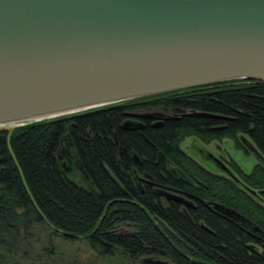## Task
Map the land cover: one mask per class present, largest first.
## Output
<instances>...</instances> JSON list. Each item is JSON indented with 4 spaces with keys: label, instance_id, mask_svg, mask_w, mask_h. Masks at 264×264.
Masks as SVG:
<instances>
[{
    "label": "trees",
    "instance_id": "1",
    "mask_svg": "<svg viewBox=\"0 0 264 264\" xmlns=\"http://www.w3.org/2000/svg\"><path fill=\"white\" fill-rule=\"evenodd\" d=\"M173 93L186 94L179 101L192 112L143 129L150 142L119 127L124 103L162 98L173 105ZM66 135L91 184L76 183L62 169L57 150ZM187 136L202 142L229 137L248 152L243 137L263 162L243 171L229 159L232 175L216 173L179 147ZM155 148L182 171L174 178L173 172L148 171L156 181L172 187L174 181L243 218L199 201L181 209L151 188L137 187L125 168V154L134 151L144 165L153 166ZM43 229L54 255L52 235L69 241L83 237L98 256L116 255L130 263L146 264L141 256L158 255L172 264H264V82L222 80L64 113L17 125L10 133L0 129V264H36L28 254Z\"/></svg>",
    "mask_w": 264,
    "mask_h": 264
},
{
    "label": "water",
    "instance_id": "2",
    "mask_svg": "<svg viewBox=\"0 0 264 264\" xmlns=\"http://www.w3.org/2000/svg\"><path fill=\"white\" fill-rule=\"evenodd\" d=\"M236 78L264 82V0H0V129L8 133L64 113ZM71 143L63 137L57 156L70 153ZM164 187L157 191L166 200L192 207L194 199L243 218ZM140 261L172 264L158 255Z\"/></svg>",
    "mask_w": 264,
    "mask_h": 264
},
{
    "label": "rangeland",
    "instance_id": "3",
    "mask_svg": "<svg viewBox=\"0 0 264 264\" xmlns=\"http://www.w3.org/2000/svg\"><path fill=\"white\" fill-rule=\"evenodd\" d=\"M179 147L207 169L220 174L233 173L228 163L229 159L234 160L243 171H249L257 160L251 151L244 152L235 147L229 137L202 142L197 138L187 136L179 141ZM73 172L75 179H80L79 171L76 169ZM52 237V251L55 255L50 253L51 248L47 242L46 230L37 232L34 240L31 238L33 241L28 255L30 259L37 260L36 264H138L120 259L116 255L113 257L98 256L89 249L83 237H78L73 241L61 236L52 235ZM21 256L19 252L18 259Z\"/></svg>",
    "mask_w": 264,
    "mask_h": 264
},
{
    "label": "flooded vegetation",
    "instance_id": "4",
    "mask_svg": "<svg viewBox=\"0 0 264 264\" xmlns=\"http://www.w3.org/2000/svg\"><path fill=\"white\" fill-rule=\"evenodd\" d=\"M182 95H186V94H184V93L183 94L173 93V96L171 97V99L173 100V105H169V104L164 103L162 98H153L152 100L141 99L138 101H131V102L124 103V105H123L124 108L122 109V118H121L118 125L123 131L131 133V134L136 133L139 137H141L145 141L150 142L148 140V138L146 137V135L142 132L143 129L159 128L164 124V122L166 120L176 121V120L181 119L186 114H189L192 112L191 108H188V107L180 104L179 99H180V96H182ZM125 100H127V99H125ZM126 121H127V125L130 128H123L121 126L122 123H124ZM129 121L136 122L137 124L141 123L142 127H134L133 124L129 123ZM160 122H161V124L158 125V123H160ZM114 139H115L114 140V143H115L116 142V134L115 133H114ZM119 150H120L119 154H122L123 151L121 150L120 147H119ZM161 157L165 160V164H163V165H160V158ZM125 159H126L125 168H127V170L131 171L134 174L133 177L135 179V184L140 189H143V187H149V188H151L153 193L156 194L157 196H162L158 193L157 190L159 188H165L164 186H166L167 189L171 188L173 190V192L184 191V190L177 188V185L174 181H173V187H172L168 184H164V183L156 181L154 179V177H152L151 175L148 174V171H153L156 173L173 172V178H174V177H176V175L178 173L182 172L181 167L175 163L174 159H173V164H172L169 161V159H166L164 157V154L161 153L158 149H156V148L154 149V153L152 156L153 160H150L153 163V166L144 165L143 160L134 151H131V153L126 152ZM58 160L60 162L62 169L70 176V178L74 179L76 181V183L84 184L86 182V183L91 184L90 177H89L86 169L84 168V166L80 162V159L78 158V156L76 155V153L73 149L70 150V153H67L65 155H59ZM116 161L119 162V159H117ZM64 162H65V164H64L65 167H63V165H62V163H64ZM134 162H136V164ZM76 169L79 171L80 179H78V178L75 179L73 171ZM154 182L157 184H155ZM185 192H187V191H185ZM188 193H190V192H188ZM195 201H197V200L193 199V206L192 207L186 206L182 203H177L174 201L173 202L176 204H179L181 209H185V208H193Z\"/></svg>",
    "mask_w": 264,
    "mask_h": 264
},
{
    "label": "bare ground",
    "instance_id": "5",
    "mask_svg": "<svg viewBox=\"0 0 264 264\" xmlns=\"http://www.w3.org/2000/svg\"><path fill=\"white\" fill-rule=\"evenodd\" d=\"M147 264V263H146Z\"/></svg>",
    "mask_w": 264,
    "mask_h": 264
}]
</instances>
